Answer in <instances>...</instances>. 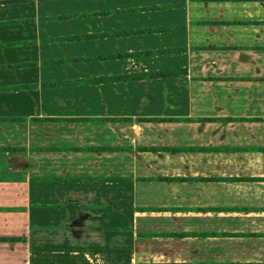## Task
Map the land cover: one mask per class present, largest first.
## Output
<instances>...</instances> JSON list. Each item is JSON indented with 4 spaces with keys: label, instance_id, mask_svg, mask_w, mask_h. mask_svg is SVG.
I'll return each mask as SVG.
<instances>
[{
    "label": "crops",
    "instance_id": "0c3cea01",
    "mask_svg": "<svg viewBox=\"0 0 264 264\" xmlns=\"http://www.w3.org/2000/svg\"><path fill=\"white\" fill-rule=\"evenodd\" d=\"M31 84L0 264H264V0H0V87Z\"/></svg>",
    "mask_w": 264,
    "mask_h": 264
},
{
    "label": "trees",
    "instance_id": "16d2710c",
    "mask_svg": "<svg viewBox=\"0 0 264 264\" xmlns=\"http://www.w3.org/2000/svg\"><path fill=\"white\" fill-rule=\"evenodd\" d=\"M8 67H14L17 66V64L14 65H7ZM171 71H158V72H149V73H144L141 74L142 76L146 77H152V76H166V75H171ZM129 77L128 75H122V76H116V77H106V79H125ZM99 78L93 79V80H98ZM33 86L31 85H22V86H9V87H0V90H12V89H17V88H29ZM18 118H10V120H15Z\"/></svg>",
    "mask_w": 264,
    "mask_h": 264
}]
</instances>
